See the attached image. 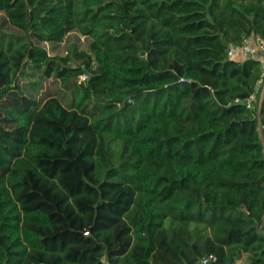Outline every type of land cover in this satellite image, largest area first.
Returning <instances> with one entry per match:
<instances>
[{"label":"trees","instance_id":"1","mask_svg":"<svg viewBox=\"0 0 264 264\" xmlns=\"http://www.w3.org/2000/svg\"><path fill=\"white\" fill-rule=\"evenodd\" d=\"M0 264H264V0H0ZM77 32L87 49L50 54ZM29 62L67 103L26 95ZM239 100L240 102H235ZM211 257V258H210Z\"/></svg>","mask_w":264,"mask_h":264},{"label":"rangeland","instance_id":"2","mask_svg":"<svg viewBox=\"0 0 264 264\" xmlns=\"http://www.w3.org/2000/svg\"><path fill=\"white\" fill-rule=\"evenodd\" d=\"M20 33L18 29L8 22L5 14L0 12V36ZM89 41L90 38L79 35L74 31L67 34L63 41L59 43L37 42V45L45 47L50 54H65L67 46L71 43H76L80 49L86 50ZM17 83L26 95L38 100H43L49 96H58L63 99L64 103H67L72 98L69 92L63 94L64 89L58 79L45 77L40 71L34 69L29 62L24 63L18 75ZM238 264H241V262Z\"/></svg>","mask_w":264,"mask_h":264},{"label":"built area","instance_id":"3","mask_svg":"<svg viewBox=\"0 0 264 264\" xmlns=\"http://www.w3.org/2000/svg\"><path fill=\"white\" fill-rule=\"evenodd\" d=\"M227 55L228 57L239 56L241 58H257L259 60V78L254 92L245 100L247 107H253L254 103H257V107L259 108L264 94V39L258 34L244 35L240 42L228 45ZM235 102L240 101L235 100ZM208 261V259H203L202 263L207 264Z\"/></svg>","mask_w":264,"mask_h":264},{"label":"water","instance_id":"4","mask_svg":"<svg viewBox=\"0 0 264 264\" xmlns=\"http://www.w3.org/2000/svg\"><path fill=\"white\" fill-rule=\"evenodd\" d=\"M209 261H210V260H209ZM209 261H208V262H209ZM208 262H207V263H208Z\"/></svg>","mask_w":264,"mask_h":264}]
</instances>
